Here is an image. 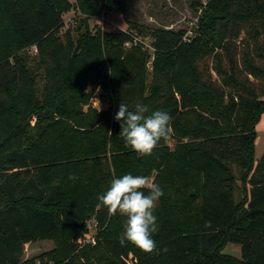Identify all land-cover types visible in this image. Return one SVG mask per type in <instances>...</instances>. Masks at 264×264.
Returning <instances> with one entry per match:
<instances>
[{"label": "trees", "instance_id": "trees-1", "mask_svg": "<svg viewBox=\"0 0 264 264\" xmlns=\"http://www.w3.org/2000/svg\"><path fill=\"white\" fill-rule=\"evenodd\" d=\"M127 1L0 0V264H264V154L254 159L264 0L194 2L202 14L191 41L127 19ZM73 10L76 25L62 34ZM103 12L128 29L94 31ZM98 97L110 107L98 110ZM137 102L172 117L151 156L119 136L120 104ZM127 173L165 193L151 253L122 247L126 218L98 200ZM43 241L55 248L24 258ZM229 244L240 259L224 252Z\"/></svg>", "mask_w": 264, "mask_h": 264}, {"label": "clouds", "instance_id": "clouds-1", "mask_svg": "<svg viewBox=\"0 0 264 264\" xmlns=\"http://www.w3.org/2000/svg\"><path fill=\"white\" fill-rule=\"evenodd\" d=\"M115 120L120 122L119 136L125 145L140 157L151 156L172 134L171 115L165 110L150 111L141 102L135 104L134 110L126 103L120 104ZM164 195L158 183H149L143 175L127 173L113 178L107 190L98 196L100 204L110 214L126 218L120 236L122 247L131 244L148 253L156 250L153 236L158 231V217L155 210ZM205 226L210 227L211 222Z\"/></svg>", "mask_w": 264, "mask_h": 264}, {"label": "rangeland", "instance_id": "rangeland-1", "mask_svg": "<svg viewBox=\"0 0 264 264\" xmlns=\"http://www.w3.org/2000/svg\"><path fill=\"white\" fill-rule=\"evenodd\" d=\"M203 2L207 4L209 0H128L126 3V16L127 19L137 22L140 25L149 26L157 29L172 30L175 32L183 31L184 40L191 41L195 37V29H199V19L202 14V9L193 8L194 2ZM72 4H75V0H70ZM79 11L73 10L64 16L65 28L62 34L68 29L71 23L76 25L74 20L79 17ZM109 14V13H106ZM102 17H95L90 20V25L94 29H101L106 32H119L126 31L128 29L127 20L124 16H120L116 13H111V16L106 15L108 22H103ZM74 34V33H73ZM141 40V39H140ZM146 46L148 45L151 53L153 49L150 45V40L144 41ZM31 59L37 57L36 49H31L28 53ZM151 69V66H150ZM93 105L98 110L108 109L110 107V97H98L92 100ZM37 119H34L35 124ZM257 139L255 142V166L260 161L264 154V115L260 122L256 126ZM170 146L173 148L176 144L175 141H169ZM149 183H153V179H149ZM239 185L241 183L239 182ZM243 194L237 195V201H242ZM94 232V230H93ZM55 248V245L51 241H43L28 244L25 246V259L38 257L43 253L49 252ZM226 254L233 255L237 258H241V247L238 245L229 244L225 251ZM132 264L131 260H129Z\"/></svg>", "mask_w": 264, "mask_h": 264}, {"label": "built area", "instance_id": "built-area-1", "mask_svg": "<svg viewBox=\"0 0 264 264\" xmlns=\"http://www.w3.org/2000/svg\"><path fill=\"white\" fill-rule=\"evenodd\" d=\"M106 13L107 12H103V14L100 16V17H102L101 19H102L103 22H108V19L106 18V15L111 16V13H109V14H106ZM87 241H88V243H91L93 245H95V243H96L95 239L91 235L87 237Z\"/></svg>", "mask_w": 264, "mask_h": 264}, {"label": "water", "instance_id": "water-1", "mask_svg": "<svg viewBox=\"0 0 264 264\" xmlns=\"http://www.w3.org/2000/svg\"><path fill=\"white\" fill-rule=\"evenodd\" d=\"M77 51H78V49H76V51H75L76 54H77ZM191 194H192L193 196L195 195V193H194L193 190L191 191Z\"/></svg>", "mask_w": 264, "mask_h": 264}]
</instances>
